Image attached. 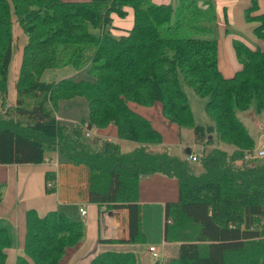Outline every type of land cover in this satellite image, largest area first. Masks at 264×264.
<instances>
[{"label": "trees", "instance_id": "16d2710c", "mask_svg": "<svg viewBox=\"0 0 264 264\" xmlns=\"http://www.w3.org/2000/svg\"><path fill=\"white\" fill-rule=\"evenodd\" d=\"M197 3V2H194ZM201 6V4H199ZM132 10V25L115 35L113 16ZM171 3L150 0H0V164H37L56 150L73 165L85 166L89 201L125 210L126 236L100 242L141 243L138 202L140 176L161 172L178 182V197L164 204L163 239L177 244L176 255L154 264H264V157L245 158L256 142L238 112L264 111V12L249 0L247 20L262 42L253 48L236 39L240 67L228 77L218 68L215 37L164 36L160 26L191 23V15ZM187 20V22H186ZM26 36L14 81L15 101L8 104V77L14 54V25ZM71 65L86 68L92 80L45 81V69ZM204 98L210 120L197 123L184 87ZM81 96L88 116L72 127L56 118L58 102ZM128 101L155 102L179 128L191 129L199 141L218 146L202 152V170L187 159L167 154L162 137ZM116 126L119 139L137 146L124 152L117 142L101 139L94 149L81 143L85 129ZM197 159V157H196ZM52 172H45L47 186ZM2 196L0 186V200ZM83 220L61 210L25 213L22 250L13 264H59L67 247L84 236ZM12 237L0 228V264H9ZM89 264H136L133 251L97 252Z\"/></svg>", "mask_w": 264, "mask_h": 264}, {"label": "crops", "instance_id": "0c3cea01", "mask_svg": "<svg viewBox=\"0 0 264 264\" xmlns=\"http://www.w3.org/2000/svg\"><path fill=\"white\" fill-rule=\"evenodd\" d=\"M152 1L154 3H169L168 0ZM213 2L216 7L215 12L219 14L220 11L221 18L223 19H219V24L224 26L231 25L242 30L247 29L248 36L252 40L258 39L252 32L254 22L247 20L244 14L245 9L249 5V0H213ZM262 2L264 3V0H260V11L264 12V10H261L263 6ZM199 4H201L200 1ZM124 9L126 11L125 17H127L128 9L127 7H124ZM16 25H14L15 32L13 31V34H19ZM113 25L115 28L112 29V32L115 35H125L132 23L129 27L127 24L122 23H117L116 25L113 17ZM18 40L22 44L20 46L17 44L19 48L16 46L17 55L13 50L14 81L18 74L22 46L25 43L26 36L22 34ZM260 43L262 46V42ZM232 52L234 51L232 50ZM86 68L83 67L81 70L73 68L71 71L65 73L55 71V73H58L56 76L58 78L53 79L43 78L42 73L41 79L54 81L61 78H69V75H72V78L69 79L75 81L81 79L91 80V78H87ZM127 105L130 109L148 119L153 128L161 134V144L155 147L150 146V149L165 150L167 154L188 160L189 153L186 151L187 148L199 145L191 129L179 128L162 115L159 102H155L150 106H143L128 101ZM87 116V103L81 96L61 99L58 102L56 118L61 125L72 127L78 121L86 119ZM185 129H188V131H185ZM88 130L91 138L97 139V142L101 139L117 142L120 149L124 152L131 151L137 146V143L134 141L119 139L117 137L116 126L113 124H109L103 128L92 127ZM263 135L264 133L258 135L259 140L262 139L261 136ZM206 145H209V143ZM169 148L174 153H171ZM81 166L73 165L64 155L58 153L56 150L45 152L44 161L41 163L0 164V186L2 191L0 200V228L5 227L13 241L8 257L9 264H13L15 255L21 252L19 248L21 249L23 245L25 213L28 209H34L39 215L57 209L65 212L70 217L83 220L85 224L83 238L77 244L65 249L59 264H89L92 256L104 250L133 251L136 257V264H154L148 252L149 246L161 249L163 261L176 255L177 244L166 242L163 239L164 204L168 201L176 200L178 197V182L175 177L161 172H153L140 176L138 202L141 206V226L145 234L144 242H100L99 238L120 239L126 236L125 210L123 208L107 209L102 204L99 205L89 201L86 189L87 172ZM47 170L52 172L55 179V188L51 192L46 191L45 187V172ZM82 205L86 211L84 215L79 212V207Z\"/></svg>", "mask_w": 264, "mask_h": 264}, {"label": "rangeland", "instance_id": "374dc122", "mask_svg": "<svg viewBox=\"0 0 264 264\" xmlns=\"http://www.w3.org/2000/svg\"><path fill=\"white\" fill-rule=\"evenodd\" d=\"M169 3H172L175 7L179 5L182 2H184V8L180 9L181 6H179V11H182L183 13L187 15H191V23L189 25H182L176 28L169 27L167 24H163L160 26V30L164 36H170L175 38H186V37H215L218 43V68L220 71H222L223 75L225 77L231 76L235 70H237L240 67V62L238 58L235 56L233 50V43L236 39L242 40L243 42H246L249 44V46L256 48L258 46H261V41L259 42L258 39L252 40L248 36L247 29H240L238 27H233L231 25H221L219 24V19L223 20L218 12H215V5L213 0H168ZM199 1L201 2V6L199 5ZM150 2H153L150 0ZM197 2V3H194ZM261 10H264V3L262 2ZM128 9V16L118 17L116 14H112L117 23L127 24L128 27L132 23V12L131 8L129 6H126ZM245 14V12H244ZM218 18V19H217ZM187 22V20H186ZM119 26V25H118ZM16 27H18L16 25ZM19 28V27H18ZM17 29L19 34H14V43L13 49L15 51V54L17 55V49L16 46H20L22 44L21 41L18 40L19 37L22 36L23 32H21L20 29ZM15 32V28L13 29ZM126 32V31H124ZM21 35V36H20ZM25 35V34H24ZM232 37V38H231ZM17 46V47H18ZM19 48V47H18ZM14 60L12 61V64L10 66L9 70V77H8V104H14V95H15V88H14ZM74 67L71 65H65L60 67H54V68H48L45 69L43 72L42 77L45 79H53L58 78L56 77L58 73H55V71H58L60 73H65L68 71H71ZM75 69V68H74ZM83 68H80V70ZM69 78H72V75H69ZM87 78L94 79L91 75L87 74ZM184 90L187 96V102L190 104V107L193 111V114L195 116V120L197 123L200 124H207L210 122V120L205 116V113L203 111V103L205 102L204 98L198 97L196 94H194L190 89L186 88L185 86ZM238 117L243 121L245 126L247 127L250 135L254 138L255 142L260 139L258 135H261L264 133V111L261 113H256L253 109L244 111V112H238ZM185 131H188V129H185ZM85 136V135H84ZM209 138L211 139V142L209 145H206L204 142H206V137L199 140L197 143L199 145L193 146L191 148H187L186 151L190 154L196 155L197 159L192 161L189 160V164L196 172H200L202 170V159L203 155L202 152L208 151L211 147L218 146L219 148H222L224 150H227V152L232 151V147L224 145L222 143H218L215 140L214 134L212 133L209 135ZM262 140H264V135L261 136ZM205 145H204V144ZM86 149H92L95 148L98 145L97 139L91 138V136L87 137L85 136L83 139V142L81 143ZM170 149V148H169ZM185 150V149H184ZM171 153H174L170 149ZM188 154V155H189ZM176 155V154H174ZM84 167L85 166H81ZM74 218V217H73ZM147 225V223H145ZM22 249V247H21ZM19 248V251H21ZM163 262V261H162ZM165 262V260H164Z\"/></svg>", "mask_w": 264, "mask_h": 264}, {"label": "built area", "instance_id": "2783aa9c", "mask_svg": "<svg viewBox=\"0 0 264 264\" xmlns=\"http://www.w3.org/2000/svg\"><path fill=\"white\" fill-rule=\"evenodd\" d=\"M84 135L87 137L90 136V132L88 129H85ZM244 156H245V158H252V157L261 158V157H264V140H262V139L259 140L258 143L255 145V147L252 149V151L246 152ZM188 159L194 161V160H196V155L190 153L188 155ZM52 185H55V179L47 182V186L51 187ZM79 212L82 215L85 214L86 211H85V208L83 205L79 207ZM148 252L150 253V256L152 257L153 262L161 263L163 261L162 251L159 247L149 246Z\"/></svg>", "mask_w": 264, "mask_h": 264}]
</instances>
